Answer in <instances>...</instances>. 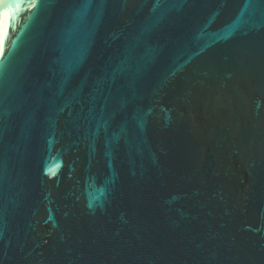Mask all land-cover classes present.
<instances>
[{"label": "water", "instance_id": "water-1", "mask_svg": "<svg viewBox=\"0 0 264 264\" xmlns=\"http://www.w3.org/2000/svg\"><path fill=\"white\" fill-rule=\"evenodd\" d=\"M0 264H264V0H0Z\"/></svg>", "mask_w": 264, "mask_h": 264}]
</instances>
